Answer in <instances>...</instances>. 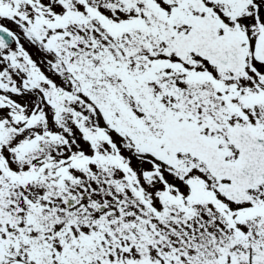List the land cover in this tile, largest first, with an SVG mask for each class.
Segmentation results:
<instances>
[{"label": "snow or ice", "instance_id": "1", "mask_svg": "<svg viewBox=\"0 0 264 264\" xmlns=\"http://www.w3.org/2000/svg\"><path fill=\"white\" fill-rule=\"evenodd\" d=\"M0 264H264V0H0Z\"/></svg>", "mask_w": 264, "mask_h": 264}]
</instances>
